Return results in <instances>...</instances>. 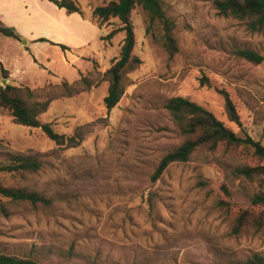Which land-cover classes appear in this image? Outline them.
<instances>
[{"label":"rangeland","instance_id":"obj_1","mask_svg":"<svg viewBox=\"0 0 264 264\" xmlns=\"http://www.w3.org/2000/svg\"><path fill=\"white\" fill-rule=\"evenodd\" d=\"M75 1L83 14H68L50 0H0V25L26 34L21 44L36 37L69 47L68 55L41 42L33 54L44 68L0 34V56L10 62L18 53L26 56L19 67L31 83L99 78L119 58L125 33L108 36L120 22L93 17L96 7L112 0ZM162 1L176 26L180 50L174 58L147 37L137 9L134 52L142 64L129 74L132 85L117 106L107 111L109 83L103 81L53 101L39 117L66 136L82 128L78 147H60L40 128L17 125L0 109V145L46 155L49 165L32 184L56 200L48 210L18 207L10 218L0 217L1 253L29 257L36 249L42 264H235L264 254V238L230 235V223L259 190L258 183L232 175L240 157L199 152L170 166L159 181L151 179L160 160L183 141L164 108L174 96L190 98L238 136L264 146V62L236 55L237 49H250L264 56V33L251 34L240 21L219 16L214 0ZM219 90L230 95L241 125L228 119Z\"/></svg>","mask_w":264,"mask_h":264},{"label":"trees","instance_id":"obj_2","mask_svg":"<svg viewBox=\"0 0 264 264\" xmlns=\"http://www.w3.org/2000/svg\"><path fill=\"white\" fill-rule=\"evenodd\" d=\"M50 1L68 14H83L75 0ZM213 6L219 16L240 21L251 34L264 33V0H214ZM137 9L144 16L147 37L170 58H174L180 50L175 35L176 26L167 16L162 0H112L96 7L93 17L100 22L117 19L120 27L112 30L108 37L113 38L121 32L125 33V37L119 58L101 74V77L82 76L72 85L64 82L38 89L12 84L6 88L0 86V109L7 111L17 125L40 128L60 147L66 149L78 147L83 140V135L80 133L82 128L78 129L77 134L66 136L56 132L51 123H42L39 117L49 110L53 101L88 92L103 81L109 83L107 95L103 100L107 111L117 106L126 89L132 85L129 74L142 64L141 59L134 52L136 34L132 15ZM0 34L20 40V36L10 27L0 25ZM58 46L64 51L68 49L61 44ZM236 55L256 65L264 62V56L254 50L237 49ZM0 71L3 79L10 78V72L1 62ZM219 93L224 99L228 119L241 125L240 116L230 95L225 90H219ZM164 108L170 114L183 141L160 160L152 174V182L159 181L173 164L189 162L199 152L206 157L221 153L230 160L240 157L242 160L232 165V175L236 179L258 183L259 190L248 196L250 207L241 209L230 223V235L264 238V166L260 164L264 159V146L249 136H238L210 110L188 97L174 96L166 101ZM45 157L46 155L41 153L17 152L0 145V217L10 218L18 207L48 210L55 206V198L36 189L32 184L34 177L49 165ZM219 204L226 205L227 210L230 208V205L224 201H220ZM67 253L72 256L73 248ZM34 254L36 249L32 250L29 257L0 252V264H42ZM235 264H264V254H252Z\"/></svg>","mask_w":264,"mask_h":264},{"label":"crops","instance_id":"obj_3","mask_svg":"<svg viewBox=\"0 0 264 264\" xmlns=\"http://www.w3.org/2000/svg\"><path fill=\"white\" fill-rule=\"evenodd\" d=\"M55 7L58 8L56 5H55ZM19 36H20V40H15L14 39V41H16V43H17L16 44L17 47H19V49L21 47H22V49H25L24 52L28 56H29L28 53H30V55H32L33 58H34L33 59L34 60V64H39L42 67H44V64L42 62H40L38 60V58L33 54V50H36V48L40 45L41 42L49 43V45L52 48L59 47L58 44L63 45L62 43H60L59 41H55L54 39L36 38V37H31L29 39L27 38L26 43L25 44H21V41L24 38V36L26 37V34H23V36L22 35H19ZM11 39H13V38H11ZM41 39H44L46 41H39ZM64 46L67 47V45H64ZM67 48L68 49L65 51L66 54H68L70 52L69 51V47H67ZM92 51L93 50L91 48V50H89V52H92ZM25 57H23L21 54L19 55V53H18L17 56H15V60L12 61L13 62L12 63V62L7 61L6 59H4V58H2L0 56V62L2 63V65L4 66V68L10 72V82H11L12 85L19 86V87L20 86L21 87H29L31 89H38V88L44 87V85H46V84H52V83L53 84H58V81H52V80H48V79L44 83H41L40 85H38L36 82L31 83V81H29V79L25 77V68L19 67V64L21 62V59H25ZM66 57L67 56H64L63 59H64L65 65L67 66ZM7 62H9V63H7ZM49 74L55 76V74L52 71H49ZM0 79H2L1 73H0Z\"/></svg>","mask_w":264,"mask_h":264},{"label":"water","instance_id":"obj_4","mask_svg":"<svg viewBox=\"0 0 264 264\" xmlns=\"http://www.w3.org/2000/svg\"><path fill=\"white\" fill-rule=\"evenodd\" d=\"M9 84H10V80H9V79H1V80H0V85H1L3 88H6Z\"/></svg>","mask_w":264,"mask_h":264}]
</instances>
